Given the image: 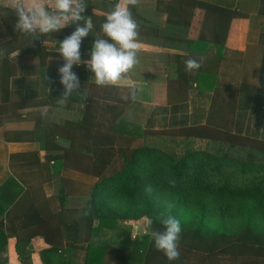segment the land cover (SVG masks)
Returning a JSON list of instances; mask_svg holds the SVG:
<instances>
[{
  "label": "crops",
  "instance_id": "1",
  "mask_svg": "<svg viewBox=\"0 0 264 264\" xmlns=\"http://www.w3.org/2000/svg\"><path fill=\"white\" fill-rule=\"evenodd\" d=\"M197 1L240 14L222 47L200 41L189 51L185 37L195 9L187 0H138L130 6L142 45L138 63L116 86H97L85 64L74 65L81 95L64 106L56 103L64 63L56 51L75 24L36 40L43 66L19 51L0 56V204L9 206L0 264H21L18 246L30 254L26 264H115L116 256L134 249L150 221L119 220L98 229L85 192L118 171L137 146L159 147L166 138L199 142L209 151L210 144L243 138L264 144V0ZM117 2L85 0L83 15L93 29L82 41V61L91 58L95 38H104L101 24ZM5 3L0 0V49L10 42L2 18L16 16ZM210 22L203 24L207 36ZM188 58H203L202 67L187 73ZM191 78L200 80L195 87Z\"/></svg>",
  "mask_w": 264,
  "mask_h": 264
},
{
  "label": "trees",
  "instance_id": "2",
  "mask_svg": "<svg viewBox=\"0 0 264 264\" xmlns=\"http://www.w3.org/2000/svg\"><path fill=\"white\" fill-rule=\"evenodd\" d=\"M187 4L195 9L185 37L189 51L193 52L194 43L200 41L210 40L222 47L231 19L240 14L197 0H187ZM259 12L264 15L263 8ZM15 17L2 18L10 42L1 49L5 55L19 51L22 56L37 57V65L43 66V47L36 45L33 38L14 30ZM207 19L211 20L209 36L203 31ZM198 81L199 78L190 79L191 83ZM249 142L242 139L226 144L241 149L253 148L264 154V144L258 146L254 142L255 147H252ZM90 187L84 192L90 196V210L93 220L98 221V229L112 226L119 220L146 218L150 221L149 233L136 238L134 249L126 255L116 256L115 264H134L136 259L145 260V264H185L188 255L203 256L202 262L209 260L210 264L212 260L215 264L216 260H226L229 264L264 261V163L255 159L254 154H246L242 159L201 148L176 157L165 148L140 145L121 158L118 171L100 177ZM146 187H150L151 192L146 191ZM8 207L0 204V253L6 249L3 215ZM161 213L172 215L181 223L180 257L171 262L155 250L151 237L153 231L164 230L160 223ZM91 246L90 251L97 252L95 246ZM16 250L21 264L29 262L28 252L24 253L19 246ZM115 251L123 253L122 249Z\"/></svg>",
  "mask_w": 264,
  "mask_h": 264
},
{
  "label": "clouds",
  "instance_id": "3",
  "mask_svg": "<svg viewBox=\"0 0 264 264\" xmlns=\"http://www.w3.org/2000/svg\"><path fill=\"white\" fill-rule=\"evenodd\" d=\"M137 3L138 0H118L101 24L104 38H95L89 53L91 58L84 61L81 60L82 41L93 29L91 18L83 15L87 7L85 0H6L2 7L14 11L17 17L14 30L32 37L33 41L75 24L74 31L59 41L56 51L64 61L58 67L63 92L57 97L56 103L64 106L73 94L81 95L80 81L73 71L74 65L85 64L94 74L97 86H116L138 63L137 55L142 45L138 39V25L130 10V6ZM3 55L5 51L0 49V56ZM184 65L187 73H194L202 67L203 58H188ZM193 86H196L195 83ZM40 115L42 119L47 117L46 106ZM171 183L174 185L175 182ZM145 190L151 192L150 187ZM160 223L164 230L151 233L154 248L170 262L175 261L180 257L181 223L176 217L164 213H161Z\"/></svg>",
  "mask_w": 264,
  "mask_h": 264
},
{
  "label": "rangeland",
  "instance_id": "4",
  "mask_svg": "<svg viewBox=\"0 0 264 264\" xmlns=\"http://www.w3.org/2000/svg\"><path fill=\"white\" fill-rule=\"evenodd\" d=\"M162 143H160L159 146L160 148H165V150L171 154H174V156L179 157L182 155L184 152H187L189 150L193 149H201V147H204V144L199 143V142H192V141H182L181 138L179 139H171V138H166V139H161ZM245 141V138H243ZM252 143V147H255L254 142H249ZM257 145V144H256ZM260 144L258 143V146ZM210 151L216 154H229L231 156H238L241 157L242 159L246 158V154H254L255 159L260 160L264 163V154L259 153L257 151H254L252 149H241L239 147H233L229 144L226 143H219V144H210L208 146ZM202 257H199L197 255H188V261L191 264H200L202 262ZM213 264H215V260H212ZM208 264V263H206ZM219 264H229L228 261H219Z\"/></svg>",
  "mask_w": 264,
  "mask_h": 264
}]
</instances>
